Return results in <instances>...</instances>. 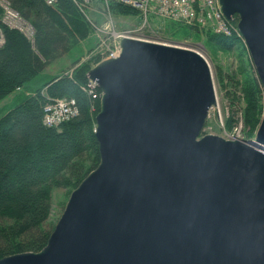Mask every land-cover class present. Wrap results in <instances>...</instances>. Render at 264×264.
Segmentation results:
<instances>
[{"label":"water","instance_id":"95a60500","mask_svg":"<svg viewBox=\"0 0 264 264\" xmlns=\"http://www.w3.org/2000/svg\"><path fill=\"white\" fill-rule=\"evenodd\" d=\"M264 86V0H220ZM88 79L100 163L48 244L0 264H264V118L251 140L203 136L213 73L191 49L125 38Z\"/></svg>","mask_w":264,"mask_h":264},{"label":"trees","instance_id":"16d2710c","mask_svg":"<svg viewBox=\"0 0 264 264\" xmlns=\"http://www.w3.org/2000/svg\"><path fill=\"white\" fill-rule=\"evenodd\" d=\"M10 1L35 27L36 36L32 42L21 31L5 25L0 7V27L5 35L0 46V104L27 90L49 65L71 57L73 49L95 30L73 0H58L54 6L45 0ZM112 10L115 15H138L136 10L116 4ZM166 27L189 29L199 40L204 34V44L216 47V51L230 52L234 40L242 41L175 22ZM80 61H74L71 74L53 77L29 95L24 92L20 104L0 117V260L45 248L57 224L51 222L55 192L66 190L65 209L71 193L100 163L95 130L101 100H94L85 90L91 61L76 67ZM229 78L234 90L229 91L233 107L225 120L226 129L233 130L242 115L244 134L253 138L264 115V88L254 74L240 85ZM62 99H75L79 116L47 126L45 106ZM94 107L97 113L92 111Z\"/></svg>","mask_w":264,"mask_h":264},{"label":"rangeland","instance_id":"374dc122","mask_svg":"<svg viewBox=\"0 0 264 264\" xmlns=\"http://www.w3.org/2000/svg\"><path fill=\"white\" fill-rule=\"evenodd\" d=\"M89 16L100 27L102 32L91 30V33H89L88 37L82 39L79 45L73 49V57H67L65 58V60H61L49 65L46 69V72L39 75L37 79L31 83L32 86H35L36 88L42 87L53 77L63 74H71L74 71V61L76 59H81L80 63L77 64L76 67L88 61H91L93 66L98 62L100 63L104 57H94L92 53L104 41H106V43L109 42L110 44L115 43V39L111 35L112 33H116L117 35H124V32L138 30L143 22V19L139 16L131 17L125 15L115 17L113 23L111 24L110 21L107 22V19L98 14L95 10L94 13L89 14ZM163 26L164 24L160 23V21L153 22V31L156 32V34L154 35L155 40L159 39L169 41L170 44L172 43L171 45L177 46L179 44L186 46L188 49H191V47L194 49L200 48L202 49L201 55L207 60L208 64L211 67L218 104L210 111V116L204 129L203 136L218 135L226 139H233V136H245V123L242 115L239 116L238 121L234 124L233 130L228 131L225 124V120L230 116L233 107V104L230 102L231 97L229 96V91L234 90V88L230 84H228L230 80L229 77L234 78V80L239 85L244 83L251 75L253 76V74L259 80L258 74L256 72L245 42H236L231 47L232 50H230V52H225L221 48L216 51V47L211 46L209 48L204 44L206 38L204 34V37L201 36L204 39L199 40L195 34L192 35L190 33L189 29H186L185 31H183L182 29L167 30V27L164 26L165 31L163 32L164 29H161ZM222 77H224V79ZM16 104H20V101L18 100L14 105L10 104L9 102H2L0 104V117L15 108L17 106ZM263 118L264 115L262 119ZM239 127H243V129L241 130ZM237 128L239 129L237 130ZM254 138L255 136L253 137V139ZM245 139H247L246 136ZM65 193L66 190L64 189L57 190L55 192V208L53 216L51 218V222H54V224L57 223L64 211L62 204L64 203Z\"/></svg>","mask_w":264,"mask_h":264},{"label":"built area","instance_id":"2783aa9c","mask_svg":"<svg viewBox=\"0 0 264 264\" xmlns=\"http://www.w3.org/2000/svg\"><path fill=\"white\" fill-rule=\"evenodd\" d=\"M54 6L58 0H45ZM78 9L87 17L97 32H102L100 27L90 18L94 10L113 23L116 15L112 5L132 8L143 19L138 30L124 32V35H111L115 43L104 41L94 52L96 56L104 59L117 58L121 53V40L136 38L145 41H157L153 31V22H175L199 27L203 30L229 37L240 36L238 28L230 23L222 10L220 0H73ZM0 7L4 9L3 22L12 29L21 31L29 40L35 41V27L17 11L9 0H0ZM162 26V24H161ZM162 29V28H161ZM5 43V35L0 27V46ZM199 50V49H198ZM201 51V50H200ZM86 92L94 99L100 100L102 94L97 83L89 82L85 87ZM45 124L53 127L79 116L80 110L75 99H62L45 106Z\"/></svg>","mask_w":264,"mask_h":264},{"label":"crops","instance_id":"0c3cea01","mask_svg":"<svg viewBox=\"0 0 264 264\" xmlns=\"http://www.w3.org/2000/svg\"><path fill=\"white\" fill-rule=\"evenodd\" d=\"M46 72V71H45ZM36 89V87L35 86H30L26 91L25 90H20L18 93H15L14 95H12V96H10L9 98H7L5 101H3V102H9L10 104H15V103H17V101L19 100L20 101V99H21V97H22V94L24 93V92H27V95H29L31 92H33L34 90ZM17 105V104H16Z\"/></svg>","mask_w":264,"mask_h":264},{"label":"bare ground","instance_id":"6f19581e","mask_svg":"<svg viewBox=\"0 0 264 264\" xmlns=\"http://www.w3.org/2000/svg\"><path fill=\"white\" fill-rule=\"evenodd\" d=\"M10 1V0H9ZM11 2V1H10ZM12 3V2H11ZM3 9V8H2ZM3 12H4V9H3ZM228 20V19H227ZM234 20H237V22H238V18H235V19H233V20H228L230 23H232V24H234L237 28H238V24H236L235 22H234ZM179 24H181V23H179ZM181 25H183V26H186V27H190V26H188V25H184V24H181ZM238 31H239V29H238ZM239 34H240V36H235V37H237V38H239V39H241L242 41H243V37H242V34L240 33V31H239ZM221 35V34H220ZM224 36H226V35H224ZM226 37H229V36H226ZM172 46H174V45H172ZM186 49H188V48H186ZM205 59V58H204ZM206 60V59H205ZM207 61V60H206ZM255 67V66H254ZM256 69V68H255ZM256 72H257V70H256ZM257 74H258V72H257ZM258 77H259V75H258ZM259 80H260V78H259ZM89 82H92L91 80H89ZM260 82H261V80H260ZM96 83V82H95ZM89 84V83H88ZM261 84H262V82H261ZM262 86H263V84H262ZM214 87H215V85H214ZM263 88H264V86H263ZM216 91V90H215ZM216 97H217V94H216ZM98 101V100H97ZM217 104H218V101H217ZM217 104H216V106H217ZM94 113H97L98 112V108L97 107H94L93 108V110H92ZM101 111V110H100ZM99 114V113H98ZM232 138V137H231Z\"/></svg>","mask_w":264,"mask_h":264}]
</instances>
